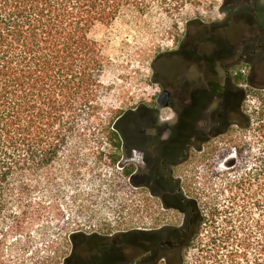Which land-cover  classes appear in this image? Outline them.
I'll use <instances>...</instances> for the list:
<instances>
[{"label": "trees", "instance_id": "obj_1", "mask_svg": "<svg viewBox=\"0 0 264 264\" xmlns=\"http://www.w3.org/2000/svg\"><path fill=\"white\" fill-rule=\"evenodd\" d=\"M200 2L0 0V222L20 220L30 196L54 185L52 167L74 138L91 140L101 161L121 166L135 186L136 162L121 153L123 112L102 101L107 57L91 33L125 11L178 16ZM249 67L245 74L232 66L230 78L215 84L216 124L208 140L200 130L196 141L204 173L194 193L173 177L181 181V204L169 208L180 220L112 236L81 234L64 264L70 257L76 264H264V83L256 79L260 70L264 81V63ZM79 153L70 154V165ZM130 235L137 237L133 258L122 254Z\"/></svg>", "mask_w": 264, "mask_h": 264}, {"label": "rangeland", "instance_id": "obj_2", "mask_svg": "<svg viewBox=\"0 0 264 264\" xmlns=\"http://www.w3.org/2000/svg\"><path fill=\"white\" fill-rule=\"evenodd\" d=\"M232 2L236 7L225 0H202L196 6L188 5L178 16L157 9L145 15L125 11L113 23L94 27L91 36L102 43L107 57L101 75L102 101L123 112L119 122L123 158L155 171L160 157L179 158L189 135L215 126L217 104L211 100L197 66L193 64L181 87L184 71L175 77L176 66L172 72L169 66L184 60L180 53L184 41L188 47L199 49L197 60L207 64L214 49L235 39L238 25L224 29L223 24L215 29L217 34L209 42L203 43L210 26L224 21L228 10L253 7L256 0ZM260 63L264 59L258 62L254 58L240 67L248 74L250 65ZM213 65L220 80L229 79L230 72L226 75L227 68L220 61ZM256 79L264 83L262 71L258 70ZM164 84L177 88L173 105L166 108L155 99ZM224 136L228 143L231 136ZM194 145L189 159L175 169L191 194L204 173L199 142ZM96 147L91 140L82 143L74 138L52 167L56 174L54 185L30 196L33 202L21 211L20 220L12 221L7 216L0 222V264H64L73 248L79 250L84 236L89 234L112 236L135 227L161 225L170 218L180 220L177 211L161 208L158 198L147 189L131 185L129 178L122 175L121 166H106L95 153ZM76 151L80 153L70 165V154ZM135 240L133 235L126 237L124 257L133 258Z\"/></svg>", "mask_w": 264, "mask_h": 264}, {"label": "flooded vegetation", "instance_id": "obj_3", "mask_svg": "<svg viewBox=\"0 0 264 264\" xmlns=\"http://www.w3.org/2000/svg\"><path fill=\"white\" fill-rule=\"evenodd\" d=\"M225 3H231L232 8L236 7L232 0H225ZM226 20L228 21L226 22ZM222 25L224 29L233 25H238V33L236 34L234 40L227 42L222 47L214 49L211 55H209V61L207 64L203 63L202 59L197 60V50L199 52L200 50L193 48V46L188 47L186 41H184L180 52L183 54L184 60L181 61V63L178 62L169 66V70H171V72L173 70L172 68L176 66L175 71H173L175 77L177 75L179 76L182 70L184 71V73L182 72L181 74L183 75L182 80L179 82V87H181L184 81H187L185 80V77L191 74L190 69L193 64L196 65V68L199 69V74H202V77L207 83V89L212 95L213 99L211 100L213 101H215V84L219 80V77L215 73V65L213 64L220 61L221 65L225 67L224 69L227 68L226 75H228L232 66H245L250 61L254 60V58H257L258 62H262L264 59V0H256L253 7L252 5L251 7L249 5L248 8L238 12H232L231 10H228V15L224 21L217 22L216 24L213 23L210 26L212 29L207 31V38L203 41V43L205 44L209 42L210 39H212L217 34L215 29ZM252 51L253 53H251ZM227 77L230 78V74ZM162 89H168L170 91V105L168 107H171L174 103V97L177 92V88L171 84H164ZM155 99L157 101V97ZM213 130V127L207 130L204 134V139L208 140L213 135ZM201 134L203 133L198 131L197 133L189 135L186 138V143L183 147V150L179 154V158L170 160L167 156L162 158L160 157L156 163L157 165L156 169H154L155 171L152 169L148 170L147 167L141 163H136V168L133 173L135 187L147 189L152 196L158 198L161 208L170 210L169 205L180 207L179 205L181 203L180 200L177 199L176 195L177 192L180 193L179 186L181 181L176 179L174 180L173 177H177L175 169L177 167L179 168V166L184 162L186 158L185 154L189 147H191L197 140H202ZM173 180L177 181V183L172 182ZM134 243L137 244V237ZM69 263L76 264L73 257H70Z\"/></svg>", "mask_w": 264, "mask_h": 264}, {"label": "water", "instance_id": "obj_4", "mask_svg": "<svg viewBox=\"0 0 264 264\" xmlns=\"http://www.w3.org/2000/svg\"><path fill=\"white\" fill-rule=\"evenodd\" d=\"M157 103L162 108L168 107L170 105V91L168 89H162L157 94Z\"/></svg>", "mask_w": 264, "mask_h": 264}]
</instances>
